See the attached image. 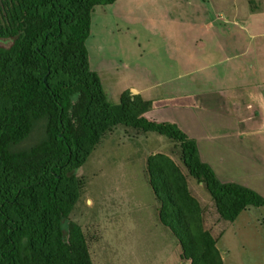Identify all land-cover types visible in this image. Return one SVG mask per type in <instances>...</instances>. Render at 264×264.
I'll return each mask as SVG.
<instances>
[{
	"label": "trees",
	"instance_id": "16d2710c",
	"mask_svg": "<svg viewBox=\"0 0 264 264\" xmlns=\"http://www.w3.org/2000/svg\"><path fill=\"white\" fill-rule=\"evenodd\" d=\"M115 1L0 0V264H93L83 230L69 216L83 188L78 170L117 126L165 137L179 150L181 167L156 153L146 157L145 170L158 220L176 239L180 259L223 264L187 176L225 222L264 208L256 191L221 182L176 124L148 120L151 101L127 90L109 104L85 43L93 9ZM39 123L45 130L35 142L11 147L8 140Z\"/></svg>",
	"mask_w": 264,
	"mask_h": 264
},
{
	"label": "rangeland",
	"instance_id": "374dc122",
	"mask_svg": "<svg viewBox=\"0 0 264 264\" xmlns=\"http://www.w3.org/2000/svg\"><path fill=\"white\" fill-rule=\"evenodd\" d=\"M253 1L264 10V0ZM249 9L248 0H116L97 6L85 43L90 69L111 105L131 88L159 101L228 88L234 50L244 51ZM232 39L238 47L231 46ZM44 130L39 123L8 142L13 149L26 148ZM156 153L181 167L178 148L165 137L117 126L78 170L83 188L69 220L82 228L93 264H189L158 220L145 170L146 157ZM187 183L223 264H264V208L249 207L234 222H225L204 187L188 176Z\"/></svg>",
	"mask_w": 264,
	"mask_h": 264
},
{
	"label": "crops",
	"instance_id": "0c3cea01",
	"mask_svg": "<svg viewBox=\"0 0 264 264\" xmlns=\"http://www.w3.org/2000/svg\"><path fill=\"white\" fill-rule=\"evenodd\" d=\"M248 4L244 51L234 50V64L228 67L227 78L233 84L175 101L145 99L152 102L145 117L176 124L196 142L201 160L221 182L246 186L264 197V10L256 1L248 0ZM206 28L214 27L207 24ZM230 43L239 46L237 39ZM128 91L142 95L137 88Z\"/></svg>",
	"mask_w": 264,
	"mask_h": 264
}]
</instances>
